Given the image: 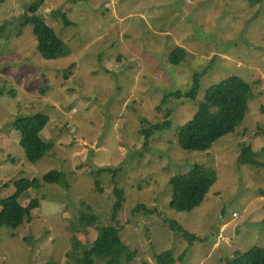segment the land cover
Masks as SVG:
<instances>
[{"label":"rangeland","instance_id":"374dc122","mask_svg":"<svg viewBox=\"0 0 264 264\" xmlns=\"http://www.w3.org/2000/svg\"><path fill=\"white\" fill-rule=\"evenodd\" d=\"M34 1L0 0V199L21 179L40 180L19 199L24 207L39 199L32 220L0 230V264H74L73 235L88 248L99 235L77 223L81 212L90 208L114 225L116 186L124 190L117 220L136 252L132 264H157L166 251L176 264H224L236 252L264 248V167L238 162L241 145L264 161V2L44 0L37 15L73 51L44 60L28 23ZM176 47L187 57L172 64ZM205 70L195 101L168 98L189 92ZM230 77L257 96L242 123L208 150L182 149L179 127ZM37 114L50 119L40 137L54 146L32 163L14 124ZM168 123L145 148L143 131ZM195 163L213 168L217 181L200 207L176 212L170 180ZM52 170L65 174L68 187L41 181ZM166 217L201 240L190 244Z\"/></svg>","mask_w":264,"mask_h":264},{"label":"trees","instance_id":"16d2710c","mask_svg":"<svg viewBox=\"0 0 264 264\" xmlns=\"http://www.w3.org/2000/svg\"><path fill=\"white\" fill-rule=\"evenodd\" d=\"M44 0H35L27 8L31 13L28 23L33 25V33L37 40V47L40 56L44 60H56L70 56L73 51L70 46L63 42L54 29L46 24L37 15ZM250 3L260 4L264 0H248ZM187 57V52L182 47H176L172 51L170 60L172 64H179ZM206 70L196 73L193 76L192 89L183 93L177 91L170 97L195 101L201 89V79L205 76ZM257 96L252 90L251 84L237 77H230L215 87L210 88L204 96V101L199 105L198 112L186 125L179 127L177 136L178 144L185 150H208L221 138L236 132V128L242 123L249 103ZM50 123V119L44 115H33L16 121L14 128L21 134L20 146L24 149L27 159L35 163L53 149L52 142L43 141L40 132ZM171 124L155 126L144 130L147 138L144 147L149 146V140L155 132L169 130ZM261 153L252 149L251 145H241L238 154V162L246 165L264 167V161L260 159ZM41 181L48 184L69 185L65 174L52 170L43 175ZM217 181L216 171L202 163L195 165L186 173L172 176L171 208L179 213H190L200 207L205 201L208 193ZM16 191L11 196L0 199V230L3 227L18 229L26 222L32 220V212L40 207L39 199L30 201L27 206H22L20 197L32 188H40L39 179H21L15 182ZM116 201L113 204L111 220L114 225H103L99 217L88 211H82L77 221L84 222L96 228L98 238L88 248L82 244L76 234L72 237V253L68 254L74 264H132L136 260V252L126 245L120 233L117 217L123 208L125 201L124 190L115 187ZM171 229L178 231L194 244L201 239L185 230L177 221L165 218ZM157 264H176L172 251H166L156 256ZM224 264H264V248L251 247L244 253L236 252L235 255Z\"/></svg>","mask_w":264,"mask_h":264},{"label":"built area","instance_id":"2783aa9c","mask_svg":"<svg viewBox=\"0 0 264 264\" xmlns=\"http://www.w3.org/2000/svg\"><path fill=\"white\" fill-rule=\"evenodd\" d=\"M234 216L236 217V213H234Z\"/></svg>","mask_w":264,"mask_h":264}]
</instances>
